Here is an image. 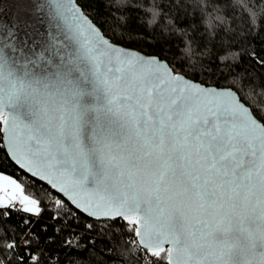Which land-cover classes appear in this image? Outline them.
Listing matches in <instances>:
<instances>
[{"label":"snow or ice","instance_id":"6c2138e0","mask_svg":"<svg viewBox=\"0 0 264 264\" xmlns=\"http://www.w3.org/2000/svg\"><path fill=\"white\" fill-rule=\"evenodd\" d=\"M34 4L0 19L12 159L90 217L131 226L156 264H264V110L242 86L207 88L113 45L74 0H51V40L33 39ZM17 199L40 213L0 173V209Z\"/></svg>","mask_w":264,"mask_h":264},{"label":"trees","instance_id":"16d2710c","mask_svg":"<svg viewBox=\"0 0 264 264\" xmlns=\"http://www.w3.org/2000/svg\"><path fill=\"white\" fill-rule=\"evenodd\" d=\"M77 2L113 43L157 56L174 73L206 86H242L243 96L264 110V0ZM0 173L16 179L42 208L38 215L0 209V264H156L131 226L88 218L19 168L2 131Z\"/></svg>","mask_w":264,"mask_h":264},{"label":"water","instance_id":"95a60500","mask_svg":"<svg viewBox=\"0 0 264 264\" xmlns=\"http://www.w3.org/2000/svg\"><path fill=\"white\" fill-rule=\"evenodd\" d=\"M18 3V0H0V19L3 20H8L11 18V16L15 13L16 8L14 7V5H16ZM51 3V0H35V8H36V16H35V23H36V27L34 29H29L30 32L35 33L33 39H38V40H51V35H50V31H49V21H50V15L48 13V9L46 7L47 4ZM74 3L76 5V7L83 13V15H85L89 21L92 23V25L94 27H96L101 34L106 37L110 43H112L113 45H117L115 43H113L107 36H105V34L103 33V31L92 21V19L84 12L83 8L78 4L77 0H74ZM6 39L5 37L0 36V40ZM119 47H122L125 50H128L130 52H133L135 54H139L142 55L144 57L147 58H159L157 56H150V55H146L138 50L135 49H131V48H127V47H123L120 45H117ZM161 61L166 62L168 65L169 63L161 58H159ZM169 67H171L169 65ZM172 69V68H171ZM187 78V77H186ZM189 79V78H187ZM190 81H193L199 85H202L204 87L207 88H217L214 86H206L200 82H196L194 80L189 79ZM217 89H223V88H217ZM227 89V88H225ZM4 135V145L6 148V151L8 153V155L10 156L11 160L19 167L21 168L16 162L15 160L12 159L11 157V153L9 151V147H8V137L3 133ZM23 171L27 172L28 174H30L32 177H34L36 180H38L39 182H41L42 184H46L49 187H51L50 183L48 180L45 179H41V177L39 175H33L31 172H29L26 168H21ZM52 188V187H51ZM53 189V188H52ZM59 196H61L64 200H66L70 205H72L76 210H78L75 205L70 202L67 198V196H65L62 193H59L58 189H53ZM86 197V194H82V196L80 197L82 200ZM80 213H82L83 215L87 216L88 218L92 219V220H97L93 217H90L87 213H84L82 210H78ZM105 221V220H103ZM139 239V237H138ZM165 247H169V245H165Z\"/></svg>","mask_w":264,"mask_h":264},{"label":"built area","instance_id":"2783aa9c","mask_svg":"<svg viewBox=\"0 0 264 264\" xmlns=\"http://www.w3.org/2000/svg\"><path fill=\"white\" fill-rule=\"evenodd\" d=\"M51 201H54V202H57L58 203V200L60 201V199L58 197H56L54 194H51ZM60 204V203H58ZM13 209L17 212H20L22 209H21V205L18 201H16L13 205Z\"/></svg>","mask_w":264,"mask_h":264},{"label":"rangeland","instance_id":"374dc122","mask_svg":"<svg viewBox=\"0 0 264 264\" xmlns=\"http://www.w3.org/2000/svg\"><path fill=\"white\" fill-rule=\"evenodd\" d=\"M12 178V177H11ZM17 201L19 202V199H17ZM20 203V202H19ZM21 205V204H20ZM25 205H21V209H23V207H24ZM26 206H28V207H32V205H26ZM38 206H39V208H40V211H41V206L38 204Z\"/></svg>","mask_w":264,"mask_h":264}]
</instances>
